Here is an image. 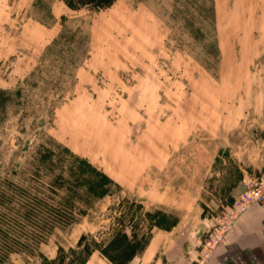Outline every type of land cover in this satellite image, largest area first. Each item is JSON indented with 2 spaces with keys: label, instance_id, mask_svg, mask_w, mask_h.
Here are the masks:
<instances>
[{
  "label": "rangeland",
  "instance_id": "obj_1",
  "mask_svg": "<svg viewBox=\"0 0 264 264\" xmlns=\"http://www.w3.org/2000/svg\"><path fill=\"white\" fill-rule=\"evenodd\" d=\"M261 175L264 0H0V264H189Z\"/></svg>",
  "mask_w": 264,
  "mask_h": 264
},
{
  "label": "crops",
  "instance_id": "obj_2",
  "mask_svg": "<svg viewBox=\"0 0 264 264\" xmlns=\"http://www.w3.org/2000/svg\"><path fill=\"white\" fill-rule=\"evenodd\" d=\"M149 248H153L152 243ZM147 251L145 257L150 254ZM200 253L201 249H196L189 264H195ZM85 264L115 263L101 252L93 251ZM207 264H264V202L253 205L238 218L229 240L215 249Z\"/></svg>",
  "mask_w": 264,
  "mask_h": 264
},
{
  "label": "built area",
  "instance_id": "obj_3",
  "mask_svg": "<svg viewBox=\"0 0 264 264\" xmlns=\"http://www.w3.org/2000/svg\"><path fill=\"white\" fill-rule=\"evenodd\" d=\"M263 202L264 175H261L246 186V189L237 199L231 215L225 221H221L219 225L210 232L208 238L202 245L201 253L196 264H207L215 249L229 240L238 218L253 205Z\"/></svg>",
  "mask_w": 264,
  "mask_h": 264
},
{
  "label": "trees",
  "instance_id": "obj_4",
  "mask_svg": "<svg viewBox=\"0 0 264 264\" xmlns=\"http://www.w3.org/2000/svg\"><path fill=\"white\" fill-rule=\"evenodd\" d=\"M71 9H80V8H89L94 11L106 10L113 6L116 0H63ZM4 235V234H3ZM18 243L20 241L18 240ZM23 249V248H22ZM10 250V249H9ZM0 263L4 262L7 259L6 253H3V250H0ZM105 255V254H104ZM106 256V255H105ZM107 257L112 260L115 264H120L119 261L107 255ZM85 263V260L82 264ZM41 264H60L56 263V261H50L46 258L43 259Z\"/></svg>",
  "mask_w": 264,
  "mask_h": 264
}]
</instances>
